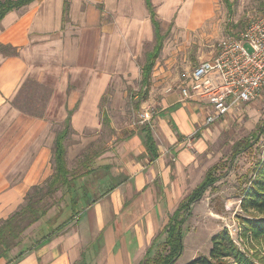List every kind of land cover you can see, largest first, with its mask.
<instances>
[{
    "label": "crops",
    "instance_id": "obj_1",
    "mask_svg": "<svg viewBox=\"0 0 264 264\" xmlns=\"http://www.w3.org/2000/svg\"><path fill=\"white\" fill-rule=\"evenodd\" d=\"M64 2L33 0L0 20V45L10 48L0 51V221L51 176L55 122L66 119L69 110L75 132L95 128L111 57L131 61L154 41L145 0H67L66 13ZM200 6L183 7L178 23L190 25L192 10ZM70 71L85 79L66 93ZM28 79L53 89L31 99L42 106L38 114L20 104L27 98ZM148 95L158 108L148 121L158 157L151 160L143 133L130 134L121 144L116 173L111 165L107 172L98 170L96 181L104 189L96 195L89 191L94 202L14 264H82V256L87 264H138L143 258L173 212L167 213L173 199L181 201L204 177L202 148L213 125L205 124L208 105L182 100L179 89H149ZM188 137L191 146L185 144Z\"/></svg>",
    "mask_w": 264,
    "mask_h": 264
},
{
    "label": "rangeland",
    "instance_id": "obj_2",
    "mask_svg": "<svg viewBox=\"0 0 264 264\" xmlns=\"http://www.w3.org/2000/svg\"><path fill=\"white\" fill-rule=\"evenodd\" d=\"M154 2L162 32L166 33L151 75L150 90L156 91H163L165 88L179 89L187 81L188 73L193 67L216 53L221 39L239 35L251 20L264 12V0H230L231 10L223 0ZM192 3L201 6L197 8V12L192 10L190 25L179 24L177 17L182 8ZM96 5L100 6L101 2ZM153 45L154 41L145 43L141 53L131 57V61H121L119 56L111 57L110 78L106 92L99 102L98 124L92 130H83L81 133L75 132L71 127L72 132L65 140L66 159L70 170L81 171L80 161L86 155L98 151L101 154L97 158V165H111V171L116 173L115 167L120 164L121 159L122 142L130 134L138 132L144 123L151 122L152 117L156 115L158 108L151 102L149 95L144 101L135 95L140 87V68L146 53ZM99 67L98 64L94 67L97 73ZM72 71L68 73L66 93L72 90V87L82 84L85 79L82 73L73 74ZM43 86L28 85L27 93L24 92L27 98L20 103L23 104L24 110L38 114L42 106L30 103L32 98L45 97L49 91H53L51 87ZM102 111L107 114L109 125L103 124ZM69 113V110L65 111L66 117L69 115L71 119ZM145 113L149 116L147 120H143ZM263 118L264 95L253 102L237 106L211 126L212 131L205 138L202 148L204 156L200 161V168L203 172L216 165L214 176L217 180L191 206L190 214L183 224V251L173 264H186L199 255H208L211 237L224 228L241 250L248 252L255 260L260 261V264H264V240L255 241L248 233L241 234L244 225L240 220V217H250L241 209L240 197L264 158V132L255 142L251 137L252 132L258 131L257 127ZM64 121L65 118L55 122V133L63 127ZM244 140L253 144L242 149L239 144L245 145ZM98 175L94 173V178L85 176L79 182L87 184L89 191L96 195L104 189V186L96 181ZM56 195L58 197L60 192ZM178 202L180 198L173 199L167 213L172 212ZM56 210V205L51 206L47 218L54 215ZM259 214L263 215L264 211ZM41 221L28 228L24 235H34L40 228ZM165 236L163 233L157 243L156 248L159 250L163 246ZM29 241L26 238L25 243L29 244ZM18 249L19 246L13 248L10 255L14 256Z\"/></svg>",
    "mask_w": 264,
    "mask_h": 264
},
{
    "label": "trees",
    "instance_id": "obj_3",
    "mask_svg": "<svg viewBox=\"0 0 264 264\" xmlns=\"http://www.w3.org/2000/svg\"><path fill=\"white\" fill-rule=\"evenodd\" d=\"M32 1L0 0V20L8 11ZM223 1L230 9V0ZM67 5V0H65L64 13L67 12ZM145 5L154 28V45L145 55V61L141 67L140 87L135 93L139 100L143 101L148 96L152 70L162 50L166 35V33L161 32L160 23L156 18L151 0H145ZM0 51L9 52L10 48L0 45ZM28 85L42 87L37 82L28 79L23 84V90ZM102 122L109 125L108 116L105 112L102 113ZM257 129V132L251 133L254 142L264 132V118ZM139 131L143 133V144L151 160L156 159L158 153L155 141L151 136L150 125L144 123ZM71 132L70 116H67L63 127L55 133L51 151V167L53 170L51 176L41 184L33 186L26 193L20 208L0 221V261H2V264L18 262L27 251L44 243L52 235L61 231L87 205L94 202L89 199L87 184H80L79 180L85 176L89 177L94 173H98L100 168L107 172L110 165H97L99 164L97 158L101 153L94 151L80 161L81 171L70 170L67 165L65 140ZM244 143L245 145L239 144L242 149L253 144L248 140H244ZM215 168L216 165L209 167L202 180L178 203L138 264H173L180 257L183 251V224L190 214L192 204L200 199L205 190L217 180V177L214 176ZM58 192H60V195L57 197ZM53 205H56V213L47 218L48 210ZM240 207L244 213L250 216L248 218L240 217L244 225L241 234L246 235L248 233L255 241L264 240V214H259L264 211V158L240 197ZM38 221H41L40 228L34 235L26 237L24 232ZM163 233L166 236L163 246L159 250L156 246ZM26 238L30 240V243L25 245ZM17 246L20 249L14 256H11V250ZM82 264H87L84 256H82ZM186 264H260V261L255 260L248 252L241 250L224 228L211 237V248L208 255H199Z\"/></svg>",
    "mask_w": 264,
    "mask_h": 264
},
{
    "label": "built area",
    "instance_id": "obj_4",
    "mask_svg": "<svg viewBox=\"0 0 264 264\" xmlns=\"http://www.w3.org/2000/svg\"><path fill=\"white\" fill-rule=\"evenodd\" d=\"M179 92L182 100L195 99L208 105L206 125L264 95V12L239 35L221 39L216 53L191 69ZM147 118L145 113L143 120ZM191 142L186 138L187 146Z\"/></svg>",
    "mask_w": 264,
    "mask_h": 264
}]
</instances>
